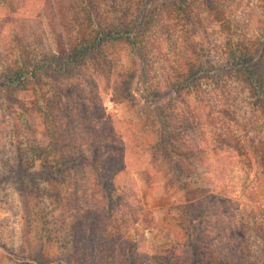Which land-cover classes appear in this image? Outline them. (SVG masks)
<instances>
[{
    "label": "rangeland",
    "instance_id": "obj_1",
    "mask_svg": "<svg viewBox=\"0 0 264 264\" xmlns=\"http://www.w3.org/2000/svg\"><path fill=\"white\" fill-rule=\"evenodd\" d=\"M137 1L164 40L149 79L128 39L66 79H1L0 264H193L180 205L200 193L206 210L191 228L200 258L264 264V112L226 64L239 45L253 63L264 56V0L117 4ZM84 13L83 0H0V76L21 68L18 54L53 50L54 33L67 45L65 30L82 32ZM166 126L182 160L204 151L184 161L183 176L169 164L171 148L148 147ZM78 153L123 162L121 191L76 170ZM50 166L67 171L44 180Z\"/></svg>",
    "mask_w": 264,
    "mask_h": 264
},
{
    "label": "trees",
    "instance_id": "obj_2",
    "mask_svg": "<svg viewBox=\"0 0 264 264\" xmlns=\"http://www.w3.org/2000/svg\"><path fill=\"white\" fill-rule=\"evenodd\" d=\"M99 1L102 2V6L98 0H83L86 26L82 32L76 33L75 37L66 29L67 45L64 40L65 37L54 33L53 50L39 56V58L41 57L40 59L32 58L27 53L18 54L15 59H17L16 61L19 62L21 68L14 73L10 68H7L3 76H0V81L4 79L7 83L14 84L18 80L24 79V85L32 81L38 83L43 77L58 78L59 74H62L60 76L62 79H66L67 75L72 71L87 64H99L101 66L105 58V49L122 39H128L130 41L133 54H135L142 65L143 77L146 80L149 79L153 51L160 49L164 43V40L160 36H155L154 32L156 30L157 18L154 13L150 9L148 13V8L145 6L142 9L138 1L135 5L125 2L123 4H117L118 0ZM126 2H129V0H126ZM244 51L245 49L240 45L236 47L235 51H230L226 59V64L237 69L240 79L249 86L252 97L258 101L257 103L264 112V56L259 57L258 61L253 63L252 57L245 54ZM105 63H107L106 60ZM148 97L152 98L153 96L149 94ZM165 128L162 129L160 139L158 138L148 147L161 152H166L168 148H171L174 157L168 158L169 164L172 165L179 175L181 174L183 176L184 168H182V165L184 161H191L190 163L200 162L199 159L204 158V151L199 150V146L190 148L192 149L191 151L182 153L185 159L182 160L179 158L180 154L177 152V149H179L178 146L173 144L174 141L179 142V140H175L170 135L171 132L169 133L167 131V126ZM74 159L73 162L71 161L72 163H80L79 168H76V170L81 169L80 171H84L85 169H89L93 171L95 177H99L101 180L105 179L103 188L108 190L110 194L121 191L120 187L122 184H119L120 181L118 182L117 179L125 172V168L123 167V162L119 159L115 160L111 157L109 161L104 160L102 165L98 164V158L95 153L88 156L78 153ZM72 163L71 165L73 167L75 164ZM18 167L21 166L19 165ZM52 167L50 166V170L46 174H42L41 177L48 181L62 179L61 176L66 173L67 168L58 169ZM187 183L186 180L183 187H188L190 183ZM196 191L199 192L198 189L189 191V195L194 194ZM206 196V193H200L197 196H192V198H184V207L180 205L183 212L181 220L187 224V237L183 243V249L188 250L192 248L194 254L193 264H241L240 258L233 253L229 255L230 258L222 255H219L217 258H208L206 253H202L203 258H200L199 247L196 244L198 238H195L194 241L191 233H194L195 230H191V228L194 225L195 219L203 215L199 213L201 207L206 210L204 204ZM214 200L217 201L218 199ZM204 244L205 242H203ZM233 248L232 250L235 249Z\"/></svg>",
    "mask_w": 264,
    "mask_h": 264
}]
</instances>
